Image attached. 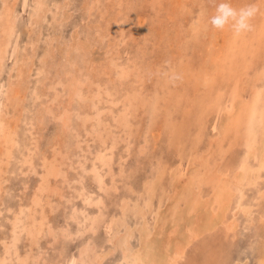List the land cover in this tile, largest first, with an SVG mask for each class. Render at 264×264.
Listing matches in <instances>:
<instances>
[{"label": "bare ground", "instance_id": "1", "mask_svg": "<svg viewBox=\"0 0 264 264\" xmlns=\"http://www.w3.org/2000/svg\"><path fill=\"white\" fill-rule=\"evenodd\" d=\"M14 1L1 0L0 5V72L9 50L14 52L8 79L0 84V264H250L252 257L255 264H264V0H258L252 30L239 37L230 26H211L207 7L198 4L203 0H192L197 10L184 31L175 21L179 14L191 13L189 0L178 5L171 0H111L113 11L105 20L110 8L101 10L99 0H85L76 11L94 29L96 41L109 48L107 56L92 59L93 46L86 40L70 44L82 49L80 56L73 61L67 51L62 57L70 67L63 74L59 68L56 80L48 69L52 46L38 66L32 53L11 46ZM137 1L143 13L138 25L131 18L137 16L135 8H127ZM33 3V12L42 17L53 5ZM96 13L101 19L93 24ZM150 19L152 27L170 19L177 36L185 37L182 57L169 54L163 62L168 66L146 65L143 42L124 55L129 40L142 39ZM33 73L43 76L31 88V101L41 100V107L25 119ZM147 79L154 85L144 89ZM192 86L200 94L189 95ZM142 114H148V124L139 155L154 153L167 136L177 161L168 165L159 159L135 188L129 174L134 166L124 163ZM46 116L58 120L55 137L64 138V145L50 144L53 153L42 156L32 191L31 181L18 174L36 171L40 147L35 123ZM22 122L25 142L20 141ZM81 142L75 161L71 145ZM66 182L70 192L65 200ZM62 200L68 210L63 220H54L51 214ZM239 231L245 243L239 241ZM48 251L57 256L48 259Z\"/></svg>", "mask_w": 264, "mask_h": 264}, {"label": "rangeland", "instance_id": "2", "mask_svg": "<svg viewBox=\"0 0 264 264\" xmlns=\"http://www.w3.org/2000/svg\"><path fill=\"white\" fill-rule=\"evenodd\" d=\"M14 1V0H13ZM48 3L53 4L51 10L45 15V17H42L41 15H38V13H34L33 12V0H18L15 3L11 2V4H15L13 7L15 8V32H14V36L12 38V45L11 46H18L19 50L22 53H26L29 52L30 54L32 53L34 55L35 58V65L38 66L40 59L42 57V55H44L46 53V51L48 50V48H50L52 46L53 48V55L52 57L49 58L48 62L50 63V68H48L50 70L51 73V77H54L53 80L57 79V75H56V71L60 68V70H62V74L64 73V71L66 69H68L70 67V65L68 64V61L66 63V60L62 57L64 55H66L67 51L71 50L68 54V57L70 59H72L73 61H76V59L80 56L79 55V51L82 49H73L71 45H73V43H77L78 41H83L86 40L90 43L91 46H93L92 52H90V57L96 61L102 60V57L105 58L107 56L106 51L107 47H105L106 45H102L99 41H96V37L94 35V29L90 28V25L87 26L86 22L84 19H82V14L80 15L81 11H76L77 7H81L83 8L84 6V2L85 0H47ZM94 1V0H91ZM182 1L185 0H171L172 3H174L175 5H178L180 3H182ZM189 7H191L190 9L192 10L190 14L189 11H186V13L184 14H179L178 18H177V12L175 11V18L177 22V24H179L180 26V30L184 31L187 27H189V23L192 19V16L194 14V11L197 10L196 5L198 4H204L207 7V14L209 15H214L215 14V8L216 6L221 3V2H227L230 3L232 7L236 8V9H240L242 7L248 6V5H257L258 0H203L204 2H200L198 1L197 3H193L192 0H189ZM202 1V0H201ZM15 2V1H14ZM67 3L69 5H67ZM99 4L101 5V10L102 8L108 6V8H110L108 10L107 15H105L104 18H102L103 20H105L106 18H108V16H110V14L112 13L111 11H113V7L110 4H112L111 0H99ZM137 4H140V2L137 1V3H135V5H128V7H131L132 9L136 10V14L137 16L134 17V15L131 16L132 22H137V25L139 23V18L140 15H142L143 13H141V11H139V9L136 8V6H138ZM0 5H1V0H0ZM83 5V6H82ZM61 6V7H58ZM75 6V7H74ZM133 6V7H132ZM107 8V9H108ZM111 10V11H110ZM76 11V12H75ZM110 11V12H109ZM24 13V14H23ZM71 13V14H70ZM145 13V12H144ZM139 14V15H138ZM147 16H150V13H146ZM94 16L96 18H92L91 22H93V24H95V22H97L99 19L98 18L100 15H98L97 13L94 14ZM39 18L41 19V22L39 23H35L33 22V18ZM137 19V20H136ZM97 20V21H96ZM102 20V21H103ZM151 19L146 21L144 23V28H142V31L140 34H142V39H139L136 41L135 39H133L132 42H130L131 40H129L130 45L127 46V49H125L126 52H124V55H128L129 52L130 54L135 52L136 48H139V42H143V44L146 46V55H145V63L146 65H150V67L154 68L155 66H168V64L166 65L165 63H163L167 58L169 57V54H172L174 56L176 55H180L181 51L183 50V46L184 45V41H185V37L181 34L180 37L177 36L176 34V30H178V28L176 29L175 24H171V20L170 19H161L159 21H157V23L155 24V27H152L151 25H149V23H151ZM173 21V19H172ZM131 22V23H132ZM39 26V27H38ZM133 27V26H132ZM79 29V33H80V39L78 38L77 40L74 39V35H75V31L76 29ZM40 29V30H39ZM93 32V33H92ZM29 33V34H28ZM166 34V36H165ZM45 35V36H44ZM144 36H146V38L144 39ZM54 37V38H53ZM135 38V37H134ZM36 39V40H35ZM52 40V45L49 46V41ZM31 40L35 41V43L31 46ZM112 41H114V38H112ZM29 45V46H28ZM44 45V46H43ZM197 50V49H195ZM132 51V52H131ZM188 51H192L190 50V48L188 49ZM196 53L193 51V54ZM183 54V53H182ZM13 49L11 48L9 50V54L4 62V67L3 70L0 72V84L1 82H5L8 79V73H9V69L12 66V62H13ZM173 56V57H174ZM204 55L201 54V57H203ZM94 57V58H93ZM180 57H182V55H180ZM10 58V59H9ZM52 58V59H51ZM194 60H198L199 57L196 54L195 58H193ZM9 60V61H8ZM174 60H178L177 57H174ZM163 63V64H162ZM103 66L101 65V68ZM43 76L41 75H37L36 73H33L32 76L30 77V81H29V85H30V90L29 93L27 95V100H26V108L25 109V119H29V117L32 116V113L34 112V110L38 107H41L40 101H36L35 103L31 101V88L36 86L38 79H42ZM105 77V76H104ZM106 79V77H105ZM49 80H47L46 85L49 83ZM64 81H66L64 79ZM151 84L152 86L154 85V82L152 79H147V82L144 83V89L148 88L147 85ZM60 87V86H59ZM190 91H189V95H193V93L195 94H200V93H196L195 88L189 87ZM194 88V89H193ZM52 91V90H50ZM229 93L226 94V96H228ZM4 98V93L3 91H1L0 89V105H2V101ZM183 102H181L182 105ZM76 105V104H75ZM73 105V107L75 106ZM182 109V106H180V108L178 109V112H180V110ZM76 113V111L73 110V113ZM178 114V113H177ZM177 116V115H175ZM141 120V129L137 130L136 134H134V136L132 137V141L130 143V147L131 150V155H128L127 153V157L128 160L125 158V167H129V165L132 164V166H134V169H131V173L130 174V182L132 183V186L135 188H139L140 184H141V179L147 175L150 171H151V166L160 159L163 163H167L168 165H173V162L177 161V158L174 156L173 153V149L169 148L168 145V140H167V136L164 137V139L160 140L158 142V147H156L152 152H146L144 153L142 156L139 155V144H141L143 142V138L141 137L142 135L144 136V130L147 129V120H148V114H142L140 117ZM58 120L55 119L54 117H49L46 116V118L44 119V122L42 123H35L36 124V135L39 139V150L40 152H38L39 150H37L36 156L34 158V163H35V168L36 171L32 170L30 173L27 174H18L19 177L21 178V176L24 177V179H29L31 181V190H34V186L32 187V184L35 182H38L37 179H39V173L42 172V156L47 155V156H51V154L53 153V150L50 146L51 143H57L60 144V146L64 145L62 142L60 143L57 137H55L56 132L58 131L57 127H58ZM25 125V124H24ZM25 127H23V122L21 123V129H20V134H21V138L20 141L21 142H25V137H26V130H24ZM166 135V134H165ZM150 138V137H148ZM150 141H152L151 139H148ZM64 142V140H63ZM153 142V141H152ZM121 144H123V149H124V154L125 151H127V147L128 144L127 142H120ZM73 145L75 143H72ZM81 144V145H80ZM72 147V159L77 161L79 160L80 154L81 152V148H83L84 145H82L81 143H78L77 145ZM80 145V146H79ZM93 149V148H92ZM62 151H64V148L62 149ZM173 153V154H172ZM78 154V155H77ZM185 167V165H184ZM183 168V166H182ZM119 169V166L116 168V170ZM73 170V169H72ZM71 176H73L75 174V171H71ZM11 183L14 185V187L16 186V178L13 177L11 179ZM17 190L19 189V187H15ZM64 199L66 200V198L68 197V193L70 192V185L68 182H66L65 187H64ZM17 192V191H16ZM18 193V192H17ZM165 198H167V196H164ZM114 197H112L110 200L115 202V200H113ZM67 202L62 200L60 203V206H58L55 211L53 212V214H51L53 217L52 219L54 220H63L68 208H67ZM78 204V203H76ZM69 207V206H68ZM109 207V206H108ZM112 207V206H111ZM115 209V208H111L110 210ZM114 211V210H113ZM7 215V213L5 214ZM4 219V217H3ZM134 217L132 216V218L129 219V221H133ZM1 222V220H0ZM168 224V225H167ZM171 225V224H170ZM165 226L167 228H169V221L167 220L165 223ZM240 227V226H239ZM243 226H241L240 231L243 232ZM2 230V229H1ZM0 230V232H2ZM240 231L238 233V237H239V241L242 243H245L247 241V239L245 237H243L242 233L240 234ZM248 235V233H244V236ZM250 237V236H249ZM40 245L45 246L46 242H43L42 240L39 242ZM58 244V243H56ZM56 247L60 248L61 246H57ZM234 251L236 253H238L240 251V248L238 247V245H232L231 246ZM57 255H55V253H53L52 251H48L47 257L48 259H51L53 257H55ZM250 264H255V260H253V257L251 259V263Z\"/></svg>", "mask_w": 264, "mask_h": 264}, {"label": "clouds", "instance_id": "3", "mask_svg": "<svg viewBox=\"0 0 264 264\" xmlns=\"http://www.w3.org/2000/svg\"><path fill=\"white\" fill-rule=\"evenodd\" d=\"M258 11L259 9L255 5L236 9L230 3L221 2L216 6L215 14L210 17L209 22L217 30H223L226 26H230L233 36L239 37L252 30L251 21Z\"/></svg>", "mask_w": 264, "mask_h": 264}]
</instances>
